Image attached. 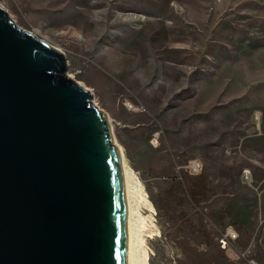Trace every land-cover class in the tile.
<instances>
[{
	"label": "rangeland",
	"instance_id": "rangeland-1",
	"mask_svg": "<svg viewBox=\"0 0 264 264\" xmlns=\"http://www.w3.org/2000/svg\"><path fill=\"white\" fill-rule=\"evenodd\" d=\"M0 6L106 116L140 183L139 264H264V0ZM190 161L199 175L177 171Z\"/></svg>",
	"mask_w": 264,
	"mask_h": 264
},
{
	"label": "water",
	"instance_id": "water-1",
	"mask_svg": "<svg viewBox=\"0 0 264 264\" xmlns=\"http://www.w3.org/2000/svg\"><path fill=\"white\" fill-rule=\"evenodd\" d=\"M65 70L0 6V264H130L122 152Z\"/></svg>",
	"mask_w": 264,
	"mask_h": 264
},
{
	"label": "bare ground",
	"instance_id": "bare-ground-1",
	"mask_svg": "<svg viewBox=\"0 0 264 264\" xmlns=\"http://www.w3.org/2000/svg\"><path fill=\"white\" fill-rule=\"evenodd\" d=\"M122 168L125 173L127 195L129 203V222H128V233H129V259L130 264H139V248L140 243L138 241V227L140 225L141 215L138 212L137 206L140 201L139 192L141 191L140 183L137 177L127 168L125 165L122 155ZM143 203L148 206L151 210L153 206L146 199H142Z\"/></svg>",
	"mask_w": 264,
	"mask_h": 264
},
{
	"label": "built area",
	"instance_id": "built-area-1",
	"mask_svg": "<svg viewBox=\"0 0 264 264\" xmlns=\"http://www.w3.org/2000/svg\"><path fill=\"white\" fill-rule=\"evenodd\" d=\"M152 141H153V145H157V136H154ZM182 170L186 171L190 175H199L202 171V166L200 163L196 161H190L182 166L177 167V171H182ZM242 176L245 181H249L251 178L250 171L244 170L242 172ZM237 237H238L237 233L231 227L227 228L224 232V235L219 239L221 248L224 249L228 245V243L237 240Z\"/></svg>",
	"mask_w": 264,
	"mask_h": 264
}]
</instances>
